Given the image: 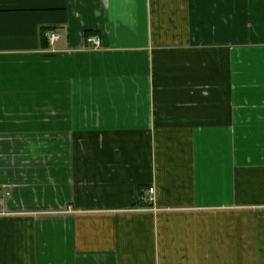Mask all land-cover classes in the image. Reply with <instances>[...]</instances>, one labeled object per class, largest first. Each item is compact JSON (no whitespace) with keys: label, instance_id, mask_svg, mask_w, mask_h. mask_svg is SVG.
<instances>
[{"label":"crops","instance_id":"crops-1","mask_svg":"<svg viewBox=\"0 0 264 264\" xmlns=\"http://www.w3.org/2000/svg\"><path fill=\"white\" fill-rule=\"evenodd\" d=\"M0 264H264V0H0Z\"/></svg>","mask_w":264,"mask_h":264},{"label":"built area","instance_id":"built-area-1","mask_svg":"<svg viewBox=\"0 0 264 264\" xmlns=\"http://www.w3.org/2000/svg\"><path fill=\"white\" fill-rule=\"evenodd\" d=\"M47 37L49 39V41L53 44L55 43L57 40H59L60 35L57 32H49L47 33ZM88 43L92 44L94 47H99L101 45V39L99 37H89L87 39ZM154 192V188H150L149 193H150V197H149V201L153 202L154 201V197L152 196ZM154 211H157L155 208L153 209Z\"/></svg>","mask_w":264,"mask_h":264}]
</instances>
